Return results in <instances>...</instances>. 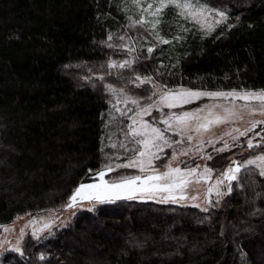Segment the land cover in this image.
I'll return each instance as SVG.
<instances>
[{
    "label": "trees",
    "instance_id": "16d2710c",
    "mask_svg": "<svg viewBox=\"0 0 264 264\" xmlns=\"http://www.w3.org/2000/svg\"><path fill=\"white\" fill-rule=\"evenodd\" d=\"M218 1L234 13V29L220 36L217 28L202 39L197 25L170 9L162 34L170 39L179 33L186 40L158 45L154 59H141L138 71L151 74L162 60L167 69L176 64L173 75L165 71L170 87L264 88V0ZM117 2L109 7L108 0H0V225L60 208L78 184L92 181L89 168H101L100 114L106 119L109 105L102 91L78 86L64 66L103 63L105 53L118 56L99 44L108 31L122 33V25L130 23ZM134 9L129 5L127 15L138 19ZM98 11L110 14L98 23ZM179 24L191 31L180 32ZM146 49H137L138 54L147 56ZM252 179L259 192L264 178L254 174ZM245 183L218 207L193 192L192 184L188 195L198 198L181 202L184 206L159 203L158 194L156 200L101 205L97 213L83 210L50 235L26 241L23 259L9 251L0 255V264H148L156 259L150 249L144 254L148 260L137 251L120 256L125 240L130 233L158 238L169 226L188 241L182 255L172 257L175 264H264V217L249 215L264 209V197L254 196L247 178Z\"/></svg>",
    "mask_w": 264,
    "mask_h": 264
},
{
    "label": "snow or ice",
    "instance_id": "6c2138e0",
    "mask_svg": "<svg viewBox=\"0 0 264 264\" xmlns=\"http://www.w3.org/2000/svg\"><path fill=\"white\" fill-rule=\"evenodd\" d=\"M129 5L136 9L139 15L138 19L127 15ZM108 6H113V0H108ZM97 7L99 8V5ZM116 7L130 22L122 27L136 29V35H130L126 31L123 34L108 31L106 38L102 39L99 44L111 53L117 55L122 53L123 58L114 59L112 55L105 53L107 59L98 68L95 65H84L89 68L92 75H82L80 80L83 81V84L78 86L90 85L94 90L102 91L109 105L106 110L107 119H105V112L100 114L102 127L105 130L115 127L119 135L123 136V140L119 141L118 145L112 142V133L109 131L107 135L109 144L104 145L105 135L102 131L100 151L106 162H102L101 169L95 172L92 168L88 169L90 174L94 173L90 177L92 182L78 184L68 196V202L63 207L65 209L79 207L88 213H97L101 205L116 204L121 200H156L158 194L157 202L159 203L171 202L184 206L181 202L189 199L195 201L198 198L195 195H188L187 190L190 185L200 181L207 184L217 169L210 167L207 163L201 170L198 164L192 167L181 166L183 164L181 161L173 166V162H176L180 156L191 159L190 153H195L211 161L214 159L212 152L225 153L230 151V148L236 147L239 143L237 136L232 137V140L237 143L230 145L228 141H224L220 147H216L219 137L215 140L209 138L207 141L202 137L213 125L225 124L234 118H243L244 114L259 113L264 116V88L212 89L204 87L203 84L200 87L183 84L170 87L169 83L164 80L165 71L169 76L173 75L176 64H173L171 69H167L162 60L159 61V67L151 74L145 75L138 71L141 59H154L158 45H171L174 41L179 44L186 40V36L179 33L170 39L162 34L160 28L167 22L166 14L170 9L177 10L175 14L180 20L197 25V30L203 33L201 38L205 39L213 35L217 28H220L219 35L223 36L225 30L234 29L237 26V24L229 22L234 13L227 5L213 6L212 0H118ZM109 14L98 11L97 22L99 23L102 17ZM235 19L237 23L240 22L241 17L238 13L235 14ZM248 27L252 28L254 25L250 23ZM178 28L183 33L191 31L184 24H179ZM141 29L143 32L140 31ZM144 33L152 36L156 43L147 47V56L133 55V53H137V46L143 47L140 41L146 39ZM218 38L219 36H217ZM160 51L162 52V50ZM64 67L68 68L69 65ZM125 72L131 75H125ZM113 76L122 83L117 85L108 82L109 78ZM128 85L132 87L129 88ZM144 85H150V88L144 89L148 92L147 96L134 91V89L140 90ZM203 98H207L209 103L188 110L184 108L185 105H190ZM142 101L149 102L142 103ZM121 104L125 106L123 109L119 107ZM164 108L169 111L165 113ZM173 109H179V111H172ZM153 110L159 113V119L155 117ZM145 116H151L152 121L145 120ZM124 119L127 120L126 124H123ZM262 124H264V120H253L249 128L244 131L237 128L235 131L239 137H247L249 132ZM158 125H163V127ZM168 132H171L172 136H169ZM225 135H230V133H225ZM177 136L180 139H175ZM255 136L261 139L254 141L253 137H248L247 148H261V151L243 162L235 159L230 161L228 166L216 176L215 181L207 187L206 199L209 205L218 207L225 197L234 193L235 189L243 190L246 187V178L247 186L251 188L254 196L264 197V184L261 185V190L258 192L253 187L256 180L252 179L254 174L264 178V128L256 131ZM206 145L211 146L212 152L203 150ZM117 146L122 149L126 158L122 163H115V167H112L113 156L116 161H119L121 155L115 152L110 155L105 152V147L116 149ZM3 147L15 151L11 145ZM165 149L172 150L171 156L168 158V163L164 165V169L160 170L156 161L161 159V154L165 152ZM118 169H135L136 172L130 175H121L115 180L105 178L108 173ZM213 194L216 196L214 204L211 199ZM84 202H87V207ZM191 206L200 208L205 213L209 211L208 207L201 208L199 204ZM258 214L264 217V209H254L249 213L251 216ZM72 215L75 216L76 212H72ZM207 219L208 217H205V220ZM197 222L204 223V220ZM52 227V221L43 224L40 229L34 227L32 238L40 240L42 236L38 233H43L44 230H48L50 235ZM221 228V235H224L223 225ZM244 231H248V229L246 228ZM23 237L24 230L21 229L17 245L11 249H5V252L18 253L23 259L25 256L21 245ZM187 243L186 236L183 234L174 235L171 226L161 230L158 238L152 235L137 236L130 233L124 242L125 247L121 249L120 256H128L131 251H137L144 256V259L148 260L144 254L150 249L151 257L156 259L148 260V264H175L172 257L182 255L181 250ZM3 254L0 253V255ZM241 255L243 257L244 253L242 252ZM38 258L40 261L46 259L44 253H40Z\"/></svg>",
    "mask_w": 264,
    "mask_h": 264
},
{
    "label": "rangeland",
    "instance_id": "374dc122",
    "mask_svg": "<svg viewBox=\"0 0 264 264\" xmlns=\"http://www.w3.org/2000/svg\"><path fill=\"white\" fill-rule=\"evenodd\" d=\"M212 4H213V6L223 5L218 0H212ZM134 14L137 15V18H139V15H138L136 9H134ZM229 22L233 23L234 21L231 18ZM146 27H148V26H146ZM125 31L128 32L130 35L135 36L137 30L134 28L133 29H126L122 33H118V34H123ZM140 31L143 32V29H141ZM144 35L146 36V39L140 41V44L143 45L142 49H144V46H146V48H147L151 44L156 43V41L152 38V36H148L147 33H144ZM139 48H141V47L137 46V49H139ZM146 51H147V49H146ZM136 54H138V50H137V53H133V55H136ZM121 58H123L122 53L119 54L114 59H121ZM101 63H99V64H84V63L72 64V65H69L68 68L64 67V70H66L69 73L72 72L73 77L76 80V82L78 81L79 84H83V81L80 80V77L82 75H92V73L89 72V68L84 67V65H95L98 68ZM105 68H106V66H105ZM125 75H131V74L128 72H125ZM93 78H94V76H93ZM108 82L115 83L117 85L122 83L121 81H118L115 76L109 78ZM128 87L131 88L132 86L128 85ZM145 88H150V85H144L140 90L134 89V91H137L138 94H140V95L147 96L148 92L144 91ZM144 102H149V101H142V103H144ZM113 103H115L114 100H113ZM204 103H209L207 98H203V99L196 101L190 105H185L184 108L186 110H188V109H192L195 107H199L201 104H204ZM119 107H121L123 109L125 106L123 104H121V105H119ZM163 111L166 113L169 110L167 108H164ZM172 111H179V109H173ZM153 112H154L155 117L157 119H159V113L155 112V110H153ZM116 115L118 116L119 114L117 113ZM106 119H107V117H106ZM144 119L149 120V122L152 121L151 116H145ZM253 120H264V116H261L259 113L254 114V115L244 114L243 118H234L225 124L213 125L209 131L204 133L202 138L205 141H207L209 138L214 139V140L217 137L220 138L216 142V147H220L224 141H228V143L230 145L233 143H237V142L232 140V137L233 136L238 137L239 143H237V146L230 148V151L225 152V153L212 152L211 146L206 145L203 150L205 152H212V155L214 157L213 160L208 161L205 158H202L201 156H199L195 153H190L191 159L189 157L180 156V157H178V160L176 162H173V166H175V164L177 162H181V161L183 162V164L181 166L192 167V166H195L198 164V165H200L201 170L203 169L204 165L207 163L210 167L217 169V171L212 174L211 181H209L207 184L204 181H200L199 183L194 182L193 186H191V188H190L192 191L195 190V192H197L200 196L206 195L205 191L207 190V187L209 186V184H211L215 181L216 176H218L219 173L221 171H223V169L228 166V164L230 163V161L232 159L239 160V161L243 162V160H246L251 156H255L261 151V148L248 149L247 148V138L253 137L254 141L261 139L260 137L255 136V132L259 131L261 128H264V124L258 125L256 129H254L252 132L248 133L247 137H239L238 133L235 131V129H237V128L240 129V131H244L246 128H249L251 126V121H253ZM126 123H127V120L124 119L123 124H126ZM158 126L163 127V125H158ZM109 131L112 133V142L117 143V145H118L119 141L123 140V136L119 135V133L115 127H112L110 129L105 130V133H104L105 138L103 141L104 145L109 144V141L107 139V135H108ZM225 133H230V135H225ZM167 134L169 136H172L171 132H168ZM175 139H180V137L177 136V137H175ZM186 146L187 145L185 144V147ZM177 150H179V149H177ZM171 151H172L171 149H165V152L161 154V159L156 161V165L160 170H163L164 165L168 163V158L171 156ZM105 152L110 154V155L113 152L121 155V160H119V161H116L115 157L113 156L114 163H112V167H115V163H122L123 160L126 158L123 155L122 149H120L118 146L116 149H112L111 147H105ZM221 157L223 158L222 160H224V162L222 164H218L217 161L220 160ZM104 162H106V161H104ZM135 172H136L135 169H118L115 172L108 173L105 178L109 179V180H115L121 175H130V174H134ZM90 182H92V181H90ZM90 182H85V183H90ZM211 199H212L213 203H215L216 196L213 194ZM67 202H68V199H67L66 203ZM84 203H85V207H87L88 206L87 202H84ZM81 211H83V210L79 207L65 209L62 205L60 208H56V209H49V210H45V211L38 212V213H32V214L28 213V214L19 215V216L15 217L10 223L1 224L0 226H3V227H0V253H5V249H11L12 247L17 245V241L21 236V229L24 230V237H23V240L21 241V245L24 249V244L26 243V241L34 240L32 238V230L34 227L36 229H40L43 226V224L47 223L48 221H52L53 222V227L51 229V232H52L55 229H59V228L65 226L66 224H68L70 222V220L74 217L72 215V212H76V214H77ZM33 218H35V219H33ZM62 224H63V226H61ZM38 234H40L41 236H44V235L48 234V230H44L43 233H38Z\"/></svg>",
    "mask_w": 264,
    "mask_h": 264
}]
</instances>
